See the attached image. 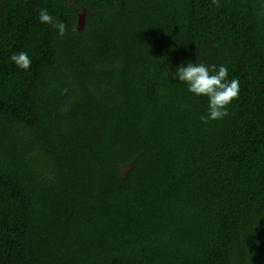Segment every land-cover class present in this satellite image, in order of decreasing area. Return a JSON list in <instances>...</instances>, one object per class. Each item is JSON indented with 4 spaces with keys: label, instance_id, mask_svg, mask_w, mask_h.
<instances>
[{
    "label": "trees",
    "instance_id": "16d2710c",
    "mask_svg": "<svg viewBox=\"0 0 264 264\" xmlns=\"http://www.w3.org/2000/svg\"><path fill=\"white\" fill-rule=\"evenodd\" d=\"M196 61L239 80L223 119ZM0 264H264L260 0H0Z\"/></svg>",
    "mask_w": 264,
    "mask_h": 264
},
{
    "label": "clouds",
    "instance_id": "9594fccd",
    "mask_svg": "<svg viewBox=\"0 0 264 264\" xmlns=\"http://www.w3.org/2000/svg\"><path fill=\"white\" fill-rule=\"evenodd\" d=\"M213 3H216V0H213ZM260 4L264 7V0H260ZM39 22L51 25L61 38L67 31L65 22L56 20L46 8L39 10ZM9 60L23 70H28L31 65V58L25 51L12 53ZM197 61L177 67L172 76L184 83L189 93L208 98L206 113L199 117L207 124L211 120H220L228 115L227 106L239 94V80L228 78V68L224 64L205 65Z\"/></svg>",
    "mask_w": 264,
    "mask_h": 264
},
{
    "label": "water",
    "instance_id": "95a60500",
    "mask_svg": "<svg viewBox=\"0 0 264 264\" xmlns=\"http://www.w3.org/2000/svg\"><path fill=\"white\" fill-rule=\"evenodd\" d=\"M82 20H83V17H80L79 24H81V23H82Z\"/></svg>",
    "mask_w": 264,
    "mask_h": 264
},
{
    "label": "rangeland",
    "instance_id": "374dc122",
    "mask_svg": "<svg viewBox=\"0 0 264 264\" xmlns=\"http://www.w3.org/2000/svg\"><path fill=\"white\" fill-rule=\"evenodd\" d=\"M80 25H81V27H82V23H81Z\"/></svg>",
    "mask_w": 264,
    "mask_h": 264
}]
</instances>
